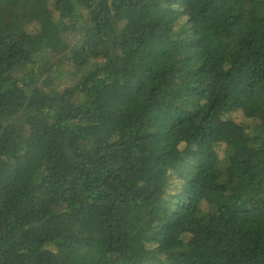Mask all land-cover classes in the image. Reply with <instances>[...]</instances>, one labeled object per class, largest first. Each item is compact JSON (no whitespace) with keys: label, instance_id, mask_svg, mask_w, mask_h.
Segmentation results:
<instances>
[{"label":"trees","instance_id":"trees-1","mask_svg":"<svg viewBox=\"0 0 264 264\" xmlns=\"http://www.w3.org/2000/svg\"><path fill=\"white\" fill-rule=\"evenodd\" d=\"M0 264H264V0H0Z\"/></svg>","mask_w":264,"mask_h":264},{"label":"rangeland","instance_id":"rangeland-1","mask_svg":"<svg viewBox=\"0 0 264 264\" xmlns=\"http://www.w3.org/2000/svg\"><path fill=\"white\" fill-rule=\"evenodd\" d=\"M223 117L224 118H230L236 122H240L243 120V114L240 110H234V111L228 112V113L224 114Z\"/></svg>","mask_w":264,"mask_h":264}]
</instances>
